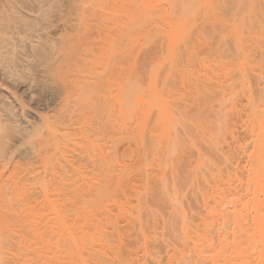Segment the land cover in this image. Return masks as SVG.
I'll use <instances>...</instances> for the list:
<instances>
[{"label": "bare ground", "instance_id": "6f19581e", "mask_svg": "<svg viewBox=\"0 0 264 264\" xmlns=\"http://www.w3.org/2000/svg\"><path fill=\"white\" fill-rule=\"evenodd\" d=\"M154 2L153 6L151 4L149 6L148 3V5H142L140 13L138 10L141 14L139 19L141 18L144 27L149 22L154 23L153 31L149 32L143 41L144 48L154 42L152 38L154 35L160 36L162 40L149 63L141 68L140 74L146 78L144 77L143 83L140 82L141 87H138V91L141 88L140 95L138 94L135 100L131 98V101L126 103L124 101L125 105L122 107L120 104L121 108L118 110H122V113L117 111L118 115L122 114L119 115V120L124 118L125 121V123L122 122L125 124V130L122 131L127 132L126 135L123 134V138L126 137L124 140L134 141L137 148L135 153L141 157L136 167V172L139 174H137L140 184L138 187L141 188L137 191L138 196L135 195L138 208L131 215V225L137 224V227L133 228L138 229L139 234L147 238L145 236L147 228L141 220L140 204L147 192L150 193L155 188L151 189L150 185L152 180H155L159 182L156 198L169 204L168 206L160 203L162 206L165 205L166 209L169 208L168 212L170 211V214L176 218L170 219L173 225H169H172L173 235H176L174 237L180 241L181 253L187 248L188 251L194 252L195 258L197 256L202 258L200 263L203 264H264V0H228L227 4L221 6H212L208 0H155ZM136 11H134L135 14H137ZM137 15L135 17H138ZM114 44L111 40L107 45L110 46L109 50L115 53ZM114 53L112 52V55ZM244 94L248 95L250 104L254 105L249 119L250 124L254 126L259 120L257 126L260 127L255 137L252 165L249 166L250 173L249 170L246 171L252 178H249V182L253 181L254 185L246 182V185L247 183L251 185H247L249 188L247 192H245L247 186H244L243 182L246 179H240L235 186H231L230 181H226L225 184L222 180L226 173L223 174V169L219 167L216 159L210 154L208 156L206 151L209 149V152L212 151L214 155L222 154L220 150L224 140L223 137L221 140V135L224 131L221 130L219 116H227V113L232 112V107L242 102ZM138 98L139 102H136V105L135 101ZM98 105L95 102L92 105L95 114L101 108ZM84 115V111L77 115V119H81V124L84 122ZM119 120L117 122L120 124L121 120ZM70 132L68 129V134L63 132V139L60 140L71 139L72 141L71 137H74L76 141L78 139L75 138V134L77 136L79 132V135L82 134L80 142L74 140L73 142L80 143L79 148L82 147V149L85 143L82 144L81 141L91 140L85 128L81 127L76 132L72 131V135ZM62 142L64 141H60V146H64L65 142L69 144L70 140L69 142L65 140L64 144ZM82 149H79L80 152ZM62 150L61 148L57 151L58 153L51 155L42 154L41 161L46 169L53 170L54 164L61 159L58 155L61 157L66 149ZM110 152L107 154L114 161L116 155L113 150L112 155ZM65 156L67 155L62 156V160ZM222 156L221 160L225 165L223 168L227 166L226 170H230L229 159L225 155ZM239 158L242 160L241 156ZM240 160L238 162L242 165L243 160ZM178 167L185 170L179 171L180 168L176 170ZM14 170L16 171V168ZM229 170L225 171L228 173L226 177L231 179V173L234 174V172L233 169L232 172ZM126 173L127 171L120 178L124 179L128 176ZM169 173L172 177L167 176L170 175ZM37 176V180L34 178V181H37L35 183L38 184L37 189L41 194L40 198L38 196L39 200L35 198L34 189L29 182H25V178L18 179L12 176L11 182L7 183L8 187L3 183L4 181H1L0 176V264H115L117 261L119 264H134L135 261L132 259L120 257L118 251L121 248L119 249L118 246L122 244L119 243V245L110 238L97 217L102 209L106 215L105 222L111 225L112 232L119 231L112 207L110 211L109 206H103L101 209L99 206L112 203L114 207L116 206V210H119L118 212L125 210L126 207L123 204L119 205L121 203L119 194L121 190L123 191L121 182L120 185L113 184L111 180L112 183L108 182V185L107 182L100 184L104 189L100 186V189L94 187L93 189L98 190L95 193L93 189L87 188L93 193L89 196L90 192L87 189L84 194L81 187L63 183V181L50 183ZM199 179L208 185L206 187L210 186L211 190L206 188L210 191L203 190L198 193L196 202L198 201L197 204L200 205L198 212L201 215V222L192 227L190 215L194 213V208L191 209L192 206L187 208L190 205L185 206V191L182 189L189 182L191 185L200 182ZM183 182H185L184 187ZM220 182L226 187L223 188ZM105 184L106 188L102 186ZM253 186L255 189L251 193ZM233 188L236 192L240 188L237 196L240 195L241 201H239L240 197H234L231 200L225 196L227 191ZM242 189L245 191L242 192ZM220 192L223 193L221 197H219ZM248 196L254 197L253 200L258 199L250 204L255 211L253 218L242 213V209L248 212V207L245 205L248 204L246 199L250 201L252 199ZM245 200L246 203H244ZM157 201L159 200L156 199ZM229 203H232L231 209ZM226 204H229L227 210L233 212L232 214L228 211L229 216H232L231 218L235 221L231 219L235 227L230 231L228 224L224 225L223 236L217 234L221 238L216 239L215 235L214 237L211 235V238L210 234H214L211 231H216V228H213L218 225L215 224L212 227L210 220L212 222L214 213L219 215L221 207H224L226 211ZM234 204L239 209L235 208ZM217 208H220L219 211ZM149 211L153 217L160 213V211L155 212L156 215H154L155 210ZM160 216L162 217L159 219L163 218V215L160 214ZM146 217L143 218L144 221L146 220L145 224L150 219L148 218L147 221ZM221 218L219 220L222 221ZM169 228L171 229L170 226ZM117 235L114 236L119 238V233ZM121 236L120 234V238ZM142 236L141 239H143ZM141 239L139 242L143 243ZM143 245L145 248L144 243ZM142 250L145 253L148 251L147 247L146 251ZM195 261L197 262L194 260L190 263L195 264Z\"/></svg>", "mask_w": 264, "mask_h": 264}, {"label": "rangeland", "instance_id": "374dc122", "mask_svg": "<svg viewBox=\"0 0 264 264\" xmlns=\"http://www.w3.org/2000/svg\"><path fill=\"white\" fill-rule=\"evenodd\" d=\"M154 1L0 0V128L3 129H0V176L1 181H4L3 183L8 187L7 183L11 182L12 176H16L18 179L20 177L25 178V182H29L34 189L37 200H39L38 196L39 198L41 196L39 189H37L38 184L35 183L37 181H34L37 175V178L41 177L46 182L58 183V181H63V183L81 187L84 194L87 192V188L91 190L98 187L97 189H100V184L107 182L108 185V182L110 184L112 181L113 184L121 182V188L123 189L121 193H123L119 194L121 195L119 205L123 204L127 212L125 210L118 212L119 210L117 211L116 206L114 207L112 203L99 206L100 209L103 206H109L110 211L113 209L112 213H114L116 227L120 232L117 230V232H112L111 225L105 222L106 215L102 209L97 216L102 227L104 225L109 233L110 238L118 242L117 244H122L118 246L119 249L121 248V252L118 251L120 257L132 259L135 261L134 264H191L194 260L199 261L198 264H203L200 263L202 258L197 256L196 258L199 260L196 259L194 252L188 251L186 247L185 252H182L184 255L180 252L182 246H180V241L174 237L176 235H173V221L170 220L176 218L170 214V211L168 212L169 208L166 209L165 205L169 206V204L156 198L158 197L159 182L152 180L150 183L151 189L155 188L150 193L147 192L146 196L149 197L144 196L143 202L140 204L141 220L147 228V232L145 231L147 238L139 234L138 229L135 230L137 224L134 223L135 225L132 226V220H130L132 213H135L138 208L135 195L138 196L139 192L137 191H140L141 187H138L140 184L136 167L141 157L136 154L135 142L133 141L132 146L133 142L131 140H124L126 137L123 138V134L127 132H123L125 121L124 118H122L123 120L120 119L121 121L119 120L120 114L118 115V112L120 113L122 110L118 109L125 105L126 101H131V98L135 100L136 96L140 95L141 88L138 91V87H141L140 82L143 83L142 81L145 80V76L140 74L141 68L149 63L148 61L158 50L159 42L162 40L160 36L154 35L152 37L154 42L144 48L143 41L146 35L153 31L154 23L149 22L144 27L141 18L139 19L141 15L139 13L142 5L149 4L151 6L155 3ZM226 1L228 0H208L212 6L227 4ZM129 9L132 10H130L132 13L128 12ZM136 15L138 17H135ZM132 20L134 22H131ZM111 40L115 43V53L113 50H109L110 46L107 45ZM112 52L114 55H112ZM94 102L101 107L96 114L92 110ZM136 102H139V98ZM232 108V112L227 113V116H219V123L223 127H221V130L224 131L221 135V140L222 137L224 140L222 142L223 147L220 150V154L222 152L221 158H219V155L212 154L211 150L209 152V149L206 150L208 151L207 155L213 156L219 167L223 169V174L226 173L225 177L223 176L225 180H222L225 181V184L226 181H230L231 186H235L240 179H246V181H243L244 186L249 183L254 185L252 178L249 177L250 175L248 176L246 171L249 170L250 173L249 166L252 165L255 137L260 128L257 126L259 120L254 126L250 124L249 119L252 116L254 105L253 103L250 104L247 94L243 95L242 102L237 103ZM81 111L85 113L82 124L81 119H77V115ZM117 119L120 124L123 122L122 125L117 122ZM78 123L81 124L80 128H85L87 133L89 132L87 136H91V140L85 139L86 142H83V139L81 141L82 144L85 143V152L84 147V150L82 147L79 148L80 143H75L81 140L82 134L79 135L80 131L77 132L80 139L75 134V138L79 141H75L74 137L71 138L75 142L71 139L60 140L63 139V132L67 133V129L69 132L80 130V128L78 129ZM120 126L123 128L121 127V129ZM65 129L66 131H64ZM119 130H123V133ZM65 140L68 142L70 140L69 144ZM60 141L65 142L66 145L62 142L65 147L60 146ZM129 141L130 144H128ZM61 148L66 149L64 150L65 153L68 151L66 154L61 155L67 156L63 157L62 160V156L58 155L61 159H58L53 166V170L49 171L41 161L42 154L51 155L61 150ZM79 149L83 151L80 152ZM112 150L115 153L113 154L116 155V158L113 157V159L115 158L114 161L107 154ZM222 155L227 156L231 163V166L229 164L230 170L228 169L231 172L233 169L234 172V174L231 173V179L226 177L228 176V170H226L228 167L223 168L225 165L223 164L224 161L221 160ZM240 156L243 161L240 160ZM238 159L242 161V165L239 164ZM181 166L185 168L184 165ZM123 168L128 173H126L128 175L125 176L126 179L124 177L125 180L123 177L120 178L126 172ZM179 168L182 169L178 167L176 170ZM184 168L179 169V171H184ZM121 170L123 171L121 172ZM245 175H247V178H245ZM167 176H171V174ZM249 178L252 182H249ZM199 180L200 182L194 183L195 185L185 181L188 183L185 186L186 188L184 187L185 182L182 183L184 187H182V190L185 191L184 204L185 206L190 205L187 208L191 206V209L194 208V213L190 215L192 227L199 225L201 222V215L198 212L200 205L197 204L198 201L196 202L198 193L203 192V190L205 192L211 190L210 186L206 187L208 185H205L203 181L201 182V179ZM246 182L249 183L246 185ZM107 185L102 186L106 188ZM221 185L224 186L223 183ZM102 188L104 189V187ZM97 189H93L94 192L93 190L92 192L95 193L98 191ZM245 189H242V192ZM254 189V186L252 191L250 188L251 193ZM230 191L234 192V195L230 194ZM230 191L225 194L228 199L231 198L232 200L234 197H240V195L237 196L239 192H236L234 188ZM89 192V196L93 195L91 191ZM228 192H230V195ZM221 196H223L222 192L219 194V197ZM260 197H262L261 194ZM144 199L147 200H145L146 204ZM156 199L160 202H156ZM239 199L241 201L242 198ZM253 199L254 197L251 201L246 199L248 204L245 205L248 207V212L242 209V213L248 217L255 215V211L250 207V204L258 199ZM246 200L244 203H246ZM161 202L165 204H163L165 207L161 205ZM186 202L188 203L186 204ZM233 203L237 204L236 202ZM229 204H231V207H228L231 209L232 203ZM229 204L225 206L226 211L224 207H221L220 211V208H217L219 215L214 211L212 212L215 217L212 216V222L210 220V223L213 224L212 227L215 224L218 226L213 228H216V231L212 229L211 232L214 234H210V237L215 235L216 239L221 238L218 235L223 236L222 231H225L223 228L227 224L228 230L232 231L234 229L235 221L232 216V218L229 216V213L233 214V212L227 210ZM212 206L215 207L213 204ZM235 208L239 209L236 206ZM147 209L148 211L150 209L155 210L154 213L152 211L154 215H156L155 212L159 213L160 211V213L154 216L155 219H153V215ZM146 213L148 217H146ZM160 214L163 215L164 219L168 216V219L166 221L163 218L159 219L162 217ZM221 216L223 217L221 218ZM145 217L147 221L150 218L149 223L145 224L146 220H143ZM220 218L222 221L219 220ZM224 220L226 222L228 220V222L226 223ZM222 222L224 224H220ZM175 223L177 224V220ZM148 225L149 227H147ZM134 232L136 233L134 234ZM117 233H119V238L120 234L123 236V238L121 236L122 240L117 237ZM137 233L143 239L146 238V241L141 239V236ZM111 235L113 236L111 237ZM139 239L145 244V248L143 243L139 242ZM146 247L147 253L142 250L146 251ZM197 262L195 261V264ZM117 263L118 261L115 264Z\"/></svg>", "mask_w": 264, "mask_h": 264}]
</instances>
